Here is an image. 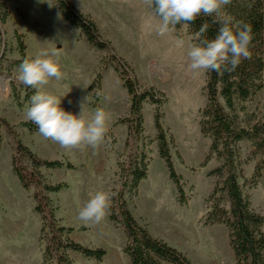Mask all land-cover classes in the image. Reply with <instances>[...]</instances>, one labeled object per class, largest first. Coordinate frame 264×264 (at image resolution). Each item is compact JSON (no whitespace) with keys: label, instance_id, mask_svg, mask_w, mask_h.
<instances>
[{"label":"trees","instance_id":"obj_1","mask_svg":"<svg viewBox=\"0 0 264 264\" xmlns=\"http://www.w3.org/2000/svg\"><path fill=\"white\" fill-rule=\"evenodd\" d=\"M58 10L74 28L79 29L96 50H110V56L103 60L102 68L90 90L101 89V82L105 71L112 66L120 75L130 97V114L118 120L112 129L108 130L105 140L113 139V130L117 125L128 126L126 141V162L119 163L120 186L114 190L108 209L110 221L122 229L127 237L123 252L130 264H193L183 253L169 244L151 235L134 217L129 208L128 199L138 194V188L148 177L150 158L142 146L144 133L143 109L145 103L155 107L154 122L157 131L159 156L165 161L170 180L178 191V201L186 205L187 200L182 186V178L177 174L171 154V144L163 126L162 108L167 103V97L155 88H142L129 65L119 58L111 48V44L102 39L95 22L82 14L72 4L71 0H54ZM225 11L233 18V30L241 21L251 26L252 42L250 46L251 58L243 59L234 71H208L206 83L207 105L199 112L200 132L211 141L209 153L204 166L213 158L222 160L220 167L212 170L208 175L218 179L213 193L207 200L205 226L222 225L228 230L229 245L233 251L236 264H264V215L257 213L244 192L241 180L244 179L241 143L249 142L253 145V155H261L262 159L249 181L250 188L258 186L264 171V122H259L251 128L241 125L239 112L243 107L239 103L252 100L264 88L262 76L264 73V0H231L225 6ZM11 19L7 0H0V24L5 26ZM215 17L201 15L195 22L180 24L175 27L180 30L187 26L189 35L193 37V44L198 43L195 35L201 26L208 24L204 34L212 39L217 34L219 25L214 22ZM1 30V29H0ZM21 60L26 56L24 36L15 33ZM203 38V37H202ZM26 91L35 94V89L22 84ZM32 91V92H31ZM14 97H16L14 95ZM17 101L18 98L16 97ZM32 133L38 132V126L30 122L21 124ZM1 150V135H0ZM30 162L32 169L27 168ZM41 168L67 169L76 168L69 162L47 161L38 158L28 147L17 141L13 158V171L26 191L34 189L35 211L41 217L42 227L40 245L43 264H74L70 253H78L88 260L103 262L107 252L103 249H90L70 238L74 232L72 228L62 225L57 213L59 207L51 198V194H58L68 188L65 183L49 184L40 173ZM1 210V207H0Z\"/></svg>","mask_w":264,"mask_h":264},{"label":"rangeland","instance_id":"obj_2","mask_svg":"<svg viewBox=\"0 0 264 264\" xmlns=\"http://www.w3.org/2000/svg\"><path fill=\"white\" fill-rule=\"evenodd\" d=\"M109 1L113 2L109 11L118 9L119 17L124 20L138 17V10L142 11L136 6L137 0ZM115 1L119 2L115 4ZM134 2L135 5L132 6ZM7 5L11 19L8 22V29L5 27L8 23L5 26L0 24V78H15V84L20 87L8 79L11 80L13 96L18 98L15 101L18 104L27 101L30 103L33 93H29L30 96L26 101V91L22 89V83L18 79V65L15 61L17 52L19 53L18 43L14 48L11 39L6 35L16 32L23 35L27 48L26 56L28 59H33L41 51L52 49L58 21L61 19L65 22L66 20L63 19L64 16L58 10L54 0H7ZM82 35L86 37L83 33ZM262 82L264 84V73ZM206 83L207 72H193L190 78L182 77L173 84L165 85L168 100L162 108L163 126L167 131L169 141H172V161L177 174L182 178L186 205L179 203L178 191L170 180L165 161L159 156L158 146L152 147L155 141L146 137L145 131L142 146L151 160V173L148 180L140 183L137 196L134 198L127 196V199L134 217L148 229L153 237L183 253L193 264H236L226 227L204 225L208 206L206 202L218 181L216 177H210L208 174L222 164V160L213 157L204 166L211 145V141L201 134L199 125V112L207 105ZM90 87L88 105L94 110L102 108L100 91L98 88L90 90ZM42 90L47 91V86H44ZM238 107L244 108L238 113L242 126L251 128L259 122H264V88L252 100L239 103ZM21 119L30 122L26 118V111L22 112ZM21 124L18 129L23 127ZM2 130L13 133L7 122L0 117V134ZM147 132L151 134V130ZM112 141L110 137L104 141L106 151L112 150L116 144L112 145ZM241 149L242 160L245 162L244 179L241 180V184L250 199L252 208L264 215V171L256 188L251 189L249 184L262 156L253 155L254 148L249 142L241 143ZM126 155L125 151L116 166L106 169L110 178L103 176L96 186L94 179V184L88 182V186L93 187L86 192V198L82 200V204H80L81 198L76 197L75 201H79L78 204L69 207L70 199L66 194V189L60 192L62 195L58 198L57 194L50 195L55 205L59 207L57 216L61 219L62 225L74 230L70 238L90 249H103L107 252L103 262L88 260L81 254L71 252L70 257L74 264H130L123 252L127 237L122 229L110 221L108 211L100 224L85 223L78 218L79 210L97 191L113 193L119 188V163L126 162ZM1 158L0 166L3 167L5 161L3 154ZM26 166L32 169L30 162H26ZM45 169L41 168L40 173L42 174ZM42 176L45 178L43 174ZM53 178L56 179L57 175H53ZM45 181L51 184L46 178ZM19 182L15 174L8 175L5 172L2 175L0 172V207L2 209L0 212V264H10L6 260L4 251V244L7 241L15 253H20L22 245H26L31 256L43 264L42 249H39L41 248L39 245L41 217L34 209V189L26 191ZM68 183L71 191L78 186V181L74 180L73 176L70 177ZM55 184L59 183L53 185ZM5 225L6 228H4ZM5 232L11 236H6Z\"/></svg>","mask_w":264,"mask_h":264},{"label":"crops","instance_id":"obj_3","mask_svg":"<svg viewBox=\"0 0 264 264\" xmlns=\"http://www.w3.org/2000/svg\"><path fill=\"white\" fill-rule=\"evenodd\" d=\"M71 2L77 10L95 22L102 39L109 42L114 53L129 65L142 88H155L166 96V84H173L182 77L190 78L192 76L193 72L188 67L187 52L193 44V37L189 35L187 26H182L179 31L174 28L163 37L157 35L155 29L159 23V18L153 16L152 10L143 4V0L136 1V6L140 7L142 11L138 10L139 16L131 20H124L119 17L118 9L109 11V7L113 4L109 0H71ZM117 2L119 1H115V4ZM134 5L135 2L132 6ZM63 19L65 18L63 17ZM8 26L9 23L5 27L8 29ZM6 37L11 39L13 44L11 45L16 48L15 34L8 35L7 33ZM47 51L51 59L58 61L63 72L61 80H50L49 84L46 85L47 92L60 97L62 99L61 107L74 115L80 114L81 104L84 103L83 118L85 120L91 119L95 110L88 105L90 100L89 87L100 72L103 60L110 56V51L94 49L80 30L73 28L61 19L58 21V27L55 30L53 47ZM52 53L55 55H51ZM20 60L21 56L17 52L15 61L19 62ZM8 79H11L14 85L19 86L15 84V78L9 77ZM8 79L0 78V117L7 122L13 133H9L8 130L1 131L0 160L3 154L5 161L3 167L0 166V172L2 175L5 172L8 175L10 173L14 175L13 158L15 146L19 140L42 160L69 162L76 168L73 171L45 169L42 174L51 184L65 183L68 185L66 194L70 199L68 201L69 207L78 204L79 201H75L76 197L81 198L80 204H82V200L86 198V192L93 187L88 186V182L94 184V179L96 186L101 182L103 176L108 177L106 169L116 166L120 157L125 153L128 126L117 125L114 128L116 144L110 151H106L104 143L95 150L87 146L72 150L62 148L52 140L44 138L39 131L32 133L24 127L18 129L21 123L26 122L21 119V114L27 110L30 103L27 101L18 104L15 101L11 80ZM99 95L102 108L108 114L109 130L118 120L130 114L128 91L120 75L112 66L103 75ZM154 114L155 107L150 103H145L143 109L144 130L146 137L155 141L152 147L158 146ZM147 130H151V134ZM150 173L151 162L146 180H148ZM53 175H57V178L54 179ZM72 176L74 180L78 181V186L73 191L70 190L68 183ZM73 192L75 193L73 194ZM61 195L58 193L57 198ZM12 201H14L13 198ZM5 234L8 237L11 236L7 232ZM10 240L12 241V239ZM21 248L20 253H15L11 250L8 241L4 244L8 263L42 264L31 256L26 245H22ZM41 261H43L42 250Z\"/></svg>","mask_w":264,"mask_h":264},{"label":"clouds","instance_id":"obj_4","mask_svg":"<svg viewBox=\"0 0 264 264\" xmlns=\"http://www.w3.org/2000/svg\"><path fill=\"white\" fill-rule=\"evenodd\" d=\"M143 4L159 18L155 30L161 37L168 35L177 25L195 22L201 15L215 17L214 22L219 25L216 36L207 38L204 34L209 26L203 24L195 35L198 43L192 44L187 52L188 67L192 72H230L243 59L251 58V26L241 21L233 30V18L225 11L231 0H143ZM62 78L58 61L51 59L47 50L33 59L23 60L18 67V79L36 90L31 96L26 118L38 126L44 138L62 148L72 150L87 146L98 149L108 132V114L103 108H97L91 119L85 120L84 103L79 115L65 111L60 97L42 90L51 79L59 81ZM113 195L97 191L79 210L78 218L85 223L100 224L106 217Z\"/></svg>","mask_w":264,"mask_h":264},{"label":"bare ground","instance_id":"obj_5","mask_svg":"<svg viewBox=\"0 0 264 264\" xmlns=\"http://www.w3.org/2000/svg\"><path fill=\"white\" fill-rule=\"evenodd\" d=\"M187 139V138H186ZM198 144V143H197Z\"/></svg>","mask_w":264,"mask_h":264}]
</instances>
